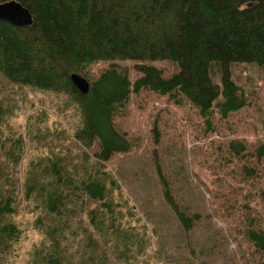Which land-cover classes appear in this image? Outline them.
Wrapping results in <instances>:
<instances>
[{"label":"trees","instance_id":"obj_1","mask_svg":"<svg viewBox=\"0 0 264 264\" xmlns=\"http://www.w3.org/2000/svg\"><path fill=\"white\" fill-rule=\"evenodd\" d=\"M17 1L30 10L32 22L14 25L0 19V79L67 94L79 116L69 138L80 151V165L70 166L68 150L47 151L30 162L21 184L0 165V264H9L8 256L20 243L22 228L14 215L24 198L43 205H36L34 219L41 241L27 251L28 264H91L98 258L103 264L108 253L100 241L128 257L136 241L147 243L148 227L160 220L155 215L167 216L168 226L191 231L201 217L182 207L158 162L157 202L148 195L132 204L121 190L105 162L139 141L117 128L114 115L125 108L132 91L150 89L176 103L194 105L206 134L216 114L225 118L249 103L255 79L247 75L245 85L235 69L249 64L264 71V0ZM130 59L140 72L134 80L119 61ZM100 61L108 64L95 75L90 68ZM158 61L174 63L177 70L165 74ZM71 72L86 77L87 92L72 83ZM21 142V137L10 144L0 138V150L15 165ZM246 148L240 139L228 142L236 159ZM259 196L264 201V187ZM125 221L134 224L128 227ZM136 227L140 230L134 231ZM74 232L82 233L84 241L72 247L67 240ZM244 232L264 250V227L253 216L247 218Z\"/></svg>","mask_w":264,"mask_h":264},{"label":"rangeland","instance_id":"obj_2","mask_svg":"<svg viewBox=\"0 0 264 264\" xmlns=\"http://www.w3.org/2000/svg\"><path fill=\"white\" fill-rule=\"evenodd\" d=\"M119 61L129 68L131 80L140 74L135 60ZM156 63L165 74L177 70L174 63ZM107 64L100 61L90 69L97 75ZM235 75L245 85L247 75L254 77L251 100L225 118L216 114L214 127L206 134L205 122L194 105L186 100L176 103L150 89L132 91L125 108L114 115L117 128L139 141L130 151L119 152L105 162L121 190L130 195L132 204L138 205L148 195L151 201H158V162L182 207L197 211L201 218L191 231H186L168 226L167 216L155 215L160 220L148 227L151 230L147 243L136 241L127 258L120 256L119 249L111 251L107 243L100 241V248L108 253L103 264H264V250L257 249L244 232V224L251 216L264 227V201L259 196L264 187V71L240 64ZM4 81L0 79V138H6L8 144L22 138L16 165L0 150V165L7 166L4 171L21 184L30 162L47 151L62 154L68 150L72 156L70 166H79L80 151L75 140L69 138L79 124V116L67 94ZM231 138L247 146L237 159L228 149ZM96 146L88 148V152L92 153ZM155 149L158 153L154 156ZM37 204L43 208L42 201L36 199L24 198L17 203L14 219L22 234L8 256L9 264H28L27 251L33 244H40L42 233L34 225ZM80 217L83 221L82 214ZM131 224L134 223L125 221L128 227ZM137 229L140 227L134 231ZM95 236L99 242V234ZM67 241L73 247L82 243L84 236L74 232ZM74 262H78L77 258ZM97 262L91 264H99V258Z\"/></svg>","mask_w":264,"mask_h":264},{"label":"water","instance_id":"obj_3","mask_svg":"<svg viewBox=\"0 0 264 264\" xmlns=\"http://www.w3.org/2000/svg\"><path fill=\"white\" fill-rule=\"evenodd\" d=\"M0 19L6 20L14 25H27L32 22V14L19 1L5 0L0 2ZM69 77L81 92L88 91L89 82L86 77L77 72H71Z\"/></svg>","mask_w":264,"mask_h":264}]
</instances>
